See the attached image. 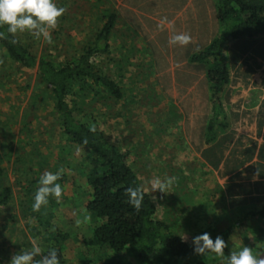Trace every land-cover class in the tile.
I'll use <instances>...</instances> for the list:
<instances>
[{
  "label": "rangeland",
  "instance_id": "374dc122",
  "mask_svg": "<svg viewBox=\"0 0 264 264\" xmlns=\"http://www.w3.org/2000/svg\"><path fill=\"white\" fill-rule=\"evenodd\" d=\"M56 3L65 8V13L51 32L53 43L17 34L37 59L46 54L63 60L76 53L71 43L79 50L82 44L92 42L94 29L102 23L98 18L103 9L110 5L114 8L111 0H56ZM118 22L109 41L108 55L99 56L97 61L102 71L118 84L122 97L107 99L100 92L97 94L92 84H84L83 89L73 84L74 94L67 99L71 105L74 103L76 117L96 125L108 140L128 153V163L140 186L149 189L147 194L155 203L156 218L174 234L192 242V237L209 226L222 230L238 223L229 239V248L235 251L246 244L253 247L254 254L264 257V218L250 216L258 211L252 204L258 198L251 190L249 168L239 175H226L219 164L212 167L218 163L217 158L205 162L206 159L194 155L188 145L194 133L192 128L189 132L183 126L187 125L188 117L182 118L168 95L157 93L152 64L144 60L147 55L143 52L136 53L130 44H123L131 37L129 31L124 32L122 19ZM36 71L35 67H20L0 49V144L8 141L10 148V156L3 157L0 167L5 169L12 190L11 199L0 206V264H7L19 248L30 249L33 241L42 248V241L33 236L36 225L21 201L26 197L15 183L13 166L20 146L30 153L32 142L47 160L42 173L59 169L66 175L53 218L54 224L63 225L71 233L59 250L60 264H103L105 257L90 253L83 244L98 223L85 208L90 188L84 173L94 164V158L61 137L50 91L40 83ZM3 149L1 146L0 157ZM229 161L232 160L226 158L222 167L226 169ZM157 177H175L168 194L151 193L150 182ZM76 220L81 221L78 226ZM123 257L137 264L128 255ZM215 264H220L219 258Z\"/></svg>",
  "mask_w": 264,
  "mask_h": 264
},
{
  "label": "trees",
  "instance_id": "16d2710c",
  "mask_svg": "<svg viewBox=\"0 0 264 264\" xmlns=\"http://www.w3.org/2000/svg\"><path fill=\"white\" fill-rule=\"evenodd\" d=\"M215 2L219 19L218 34L204 49L190 57L191 62L206 64L209 80L211 109L204 133L206 144L227 127L221 102V94L229 79V70L221 55L224 44L235 38L264 34V0ZM116 18L115 9L111 5L103 9L98 18L102 23L94 29L92 42L82 44L79 50L77 45L71 43L70 47L77 52L63 60L46 54L37 59L17 37L15 45L8 39H0V49L6 58L20 67L36 68L40 83L47 85L50 91L61 137L69 144L81 147L94 158V164L84 173L90 188L85 208L89 216L98 222L91 228L89 237L83 241L90 253L104 256L103 264H132L129 260H124L125 255L137 264H215L218 257L209 255L202 258L194 255L192 242L174 234L163 221L156 218V206L149 194H145L144 204L139 212L126 203L124 189L128 186H140L128 163V153L108 140L96 125L79 120L74 103L71 105L67 99L72 94L73 84L79 85L81 89L84 84H92L96 87L97 94L100 92L107 99L119 100L122 97L118 84L102 71L97 61L99 56L109 53V34ZM93 128L95 131H90ZM84 139L88 141L86 145L82 143ZM7 143L5 141L0 144V147L5 148L0 162L3 157L10 156ZM31 144L34 147L30 153L25 151L24 146H20V152L14 159L15 183L21 186V192L26 197L21 201L26 205L27 215L35 222L33 236L42 241L45 251L48 247L61 250L71 233L63 225L53 223L56 200L50 197L48 205L42 206L39 212H33L31 208L39 174L47 164L35 142ZM65 181L66 175L62 173L59 183L63 185ZM11 195L5 169L0 167V206L5 205ZM250 216L264 218V206L259 211L250 213ZM237 226L238 223L230 224L222 230L209 226L198 234L209 232L213 238L221 235L229 245V239ZM227 250L228 248L225 252Z\"/></svg>",
  "mask_w": 264,
  "mask_h": 264
},
{
  "label": "crops",
  "instance_id": "0c3cea01",
  "mask_svg": "<svg viewBox=\"0 0 264 264\" xmlns=\"http://www.w3.org/2000/svg\"><path fill=\"white\" fill-rule=\"evenodd\" d=\"M111 3L117 18L109 41L122 19L124 32L129 31L131 37L123 44L147 55L144 60L153 66L157 93L168 95L182 118L188 117L187 125L183 126L189 132L192 128L194 133L192 143L191 137L187 139L194 155L206 159L205 162L217 158L218 163L212 167L219 164L226 175H239L249 168L251 190L258 198L252 204L259 211L264 206V34L239 37L224 44L221 55L229 79L221 102L227 127L206 144L204 133L211 109L209 80L206 64L191 62L190 57L218 34L215 0H111ZM174 33L189 34L191 43L169 44ZM226 158L232 161L225 169L222 164Z\"/></svg>",
  "mask_w": 264,
  "mask_h": 264
},
{
  "label": "clouds",
  "instance_id": "9594fccd",
  "mask_svg": "<svg viewBox=\"0 0 264 264\" xmlns=\"http://www.w3.org/2000/svg\"><path fill=\"white\" fill-rule=\"evenodd\" d=\"M65 13L64 7H58L56 0H0V39H8L13 45L17 44V34H28L35 39L43 38L51 44V32L57 28L59 18ZM191 36L187 33H174L169 44L186 46L191 43ZM95 131V129H90ZM87 144V139L82 141ZM62 170L55 172L45 171L37 180L38 187L33 195L31 208L33 212H39L42 206H47L49 198L59 202L62 197V185L59 180ZM175 181V177H157L150 182L151 193L159 192L168 194ZM149 189L142 186H128L124 189L126 203L133 210L139 212L144 204V196ZM155 199V197H154ZM78 226L81 221L76 220ZM192 252L199 257L213 255L218 257L220 264H264V257L254 254L253 247L244 245L233 251L229 248L221 235L212 237L209 232H202L192 237ZM229 251L225 252V249ZM60 253L55 247L43 250L35 241L30 249L19 248L11 255L7 264H60Z\"/></svg>",
  "mask_w": 264,
  "mask_h": 264
}]
</instances>
